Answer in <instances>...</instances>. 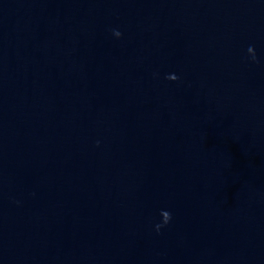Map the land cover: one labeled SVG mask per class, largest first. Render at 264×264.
<instances>
[{"label":"water","instance_id":"obj_1","mask_svg":"<svg viewBox=\"0 0 264 264\" xmlns=\"http://www.w3.org/2000/svg\"><path fill=\"white\" fill-rule=\"evenodd\" d=\"M0 264H264V0H0Z\"/></svg>","mask_w":264,"mask_h":264},{"label":"clouds","instance_id":"obj_2","mask_svg":"<svg viewBox=\"0 0 264 264\" xmlns=\"http://www.w3.org/2000/svg\"><path fill=\"white\" fill-rule=\"evenodd\" d=\"M116 35H117V36H120L121 33L118 31V32H116ZM156 227H157V229H159V228H160V225H156Z\"/></svg>","mask_w":264,"mask_h":264}]
</instances>
